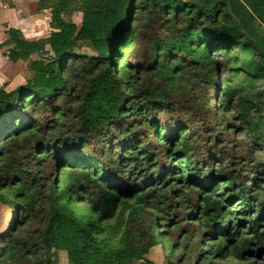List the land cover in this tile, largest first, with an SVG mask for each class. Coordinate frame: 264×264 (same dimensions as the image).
<instances>
[{"label":"trees","instance_id":"1","mask_svg":"<svg viewBox=\"0 0 264 264\" xmlns=\"http://www.w3.org/2000/svg\"><path fill=\"white\" fill-rule=\"evenodd\" d=\"M69 1H78L79 26L61 17L64 5ZM52 7L53 25L57 29L47 37L52 59L48 62L32 60L29 63L30 80L10 91L0 88V125L3 127L0 138L5 137L8 130L17 134L33 124L32 130L25 134L22 146L23 149L31 147L25 155L37 162L34 174L26 177L0 166V187L14 189V195L19 199L12 202L13 218L0 233L2 256L8 259L7 264H52L53 248L67 251V264H133L157 241L151 223L162 219L160 215L147 213L142 194L134 192L145 190L149 181L167 179L168 175L178 173V168L164 161L163 156H185L193 148L191 134L186 132L177 140L181 147L175 151L170 149L176 141V131L184 127L182 122L172 128L170 133L175 136H169L166 143L151 141L158 121L156 111L163 107L162 113L170 124L172 118L166 111L174 102L165 87L144 90L140 95L143 84L136 76L137 71L141 67L157 68L159 76H168L183 65H205V55L214 49L228 50L238 43L246 53L247 64L254 65L256 76H264L263 64L260 65L264 61V40L255 37L256 22L264 26V0H59ZM130 18L135 20L132 28H129ZM132 32L136 34L128 57L132 60L133 70L126 72V78L133 91L127 93L123 80L113 73L112 57L116 49L119 56L123 55V49L118 47L127 44V36ZM8 33L14 43L7 55L12 61L27 59L40 46V41L20 39L15 29H9ZM80 41H90L97 54L77 53L75 49ZM247 64L245 67L249 68ZM63 71L66 76L62 75ZM130 75L134 76L130 78L132 81L128 79ZM223 93L229 100L233 96L229 88L223 89ZM260 93L258 98L264 106V90ZM27 96L30 99H26ZM69 109L73 110L71 114L75 117L79 138L59 134L54 137L53 132L61 129L56 125L57 119L49 120L50 116H57L58 110L65 116ZM126 118H129L128 122ZM36 120L41 123L34 124ZM117 125L119 132L115 135ZM124 126L128 140L116 145ZM138 129L141 130L136 137L129 136ZM17 139L12 138L10 143L15 144ZM40 151L45 155L36 156ZM4 153L0 145V156ZM69 156H72L71 160H67ZM201 161L189 163L188 170L194 171L192 176L196 180L201 178L197 168L206 167L205 163L213 158L207 155ZM87 163H94L90 167L97 166L98 171L89 170ZM58 166L71 167V171L59 180L60 192L67 201L50 208L40 226L29 236L25 223L29 221L34 199L26 185L32 188L38 178L43 182L49 180L53 185L49 173L55 175ZM146 170L154 173L148 180L139 179L134 185L127 181ZM247 174L250 187L245 185L243 178L228 179L230 185H239V181L242 184L238 189L236 186L218 193L220 199H202L200 220L206 232H214L216 240L223 238L232 244L234 232L242 227L238 214L244 213L246 208L252 211L249 213H255L247 224L264 226V202H256L263 178L256 165ZM205 185H216L215 180L207 181ZM120 195L125 197L123 202H130L128 224L120 239L115 243L110 236L95 239L92 233L101 230L98 218L114 213ZM77 200L87 203L90 216L80 220L74 213L72 204ZM246 200L251 204L243 202ZM173 201L176 200L167 205ZM255 203L258 210L254 208ZM225 204L236 207L233 224L224 216ZM212 210L215 212L211 213ZM222 218L225 231L214 228ZM133 229L138 237L134 236ZM231 249L236 250V247L231 246ZM236 255L242 257L239 252Z\"/></svg>","mask_w":264,"mask_h":264},{"label":"rangeland","instance_id":"2","mask_svg":"<svg viewBox=\"0 0 264 264\" xmlns=\"http://www.w3.org/2000/svg\"><path fill=\"white\" fill-rule=\"evenodd\" d=\"M57 1L59 0H45V5L51 3L53 6ZM36 2V0H19L18 7L25 12L26 16L33 15L36 12ZM77 6H79L78 1L65 3L61 15L65 20L75 22L79 26L81 12L77 11ZM132 19L134 18H130V20ZM45 20L43 17V19L29 24L36 28L37 38L47 36L50 31ZM133 25H135V20L130 22L129 28H132ZM256 28L257 35L255 37L264 40V26L256 22ZM135 34L136 32L128 34L127 44L118 47L123 49V55L119 56L116 49L112 57L113 73L123 80V88L127 93L133 91L132 85L127 83L126 72L133 70L132 60L128 57V53L134 42ZM3 38L1 36L0 40ZM75 50L77 53L85 55L97 54L90 41L78 42ZM7 55V47H2L0 49V88L6 91L13 90L30 80L32 71L29 69V63L32 60L48 62L53 56L45 43H40L39 48L24 60L11 61ZM245 55L242 45L236 43L228 50L214 49L209 55H205V65L200 63L183 65L168 76L164 74L159 76L157 68L147 70L141 67L137 71L136 76L143 84L140 95L144 94V90L165 87L174 102L172 108L166 111L172 118L170 124L167 116L162 113L164 112L161 109L163 107L156 111L159 115L158 121H156L157 126L154 129V139L151 141L159 140L166 143L169 136H175L174 133H170L172 128L176 126L177 122H182L184 127L176 131V141L170 149L175 151L181 147L177 145V140L183 138L186 132L191 134L190 142L193 148L185 156L173 155L172 158L163 156L164 161L170 162L178 168V173L168 175L167 179L149 181L145 190L137 189L134 192L137 195L142 194L143 206L147 213L160 215L162 219L158 222H152L151 219L157 241L142 256V259L134 260L133 264H264V226L257 227V225L247 224V220L255 215V213H249L252 212L249 211V208H246L244 213L238 214L239 220L242 221V227L237 231L233 228L236 232L231 238L232 244L223 238L216 240L214 232H206L203 222L200 220L202 199L204 197L220 199L218 193L224 190L227 192L236 186L238 189L242 184L239 181L237 182L239 185H230L228 179L243 178L245 185L250 187V177L247 172L253 165L257 166V169L260 170V177L263 178L257 191L256 202H264V106L260 103L261 99L258 98L261 96L260 92L264 90V76L260 74L256 76L254 65L247 64ZM245 64L249 68L245 67ZM262 64L264 67V61L260 63V65ZM66 74L63 71L62 75L66 76ZM134 76L130 75L129 81H132ZM228 88L232 90L233 95L230 100L223 93V89ZM74 102L72 101L71 104ZM71 113L73 114V110L69 109L67 115L62 116L60 115L61 110H58L57 116H50V119L48 117L49 120L57 119L56 125L61 129V131L56 129L53 132L54 137L59 134V136L79 138V129L76 127L75 117ZM125 120L128 122L129 118ZM35 122L36 125L41 123L39 120ZM32 125L29 128L21 129L17 134L8 130L7 135L0 138V145L5 152L3 156H0V166L8 168L9 172L20 173L22 177L34 174L33 168L37 166L36 161L29 160L25 155L31 150V147L23 149L22 146L24 136L32 130ZM2 128L0 125V130ZM140 130L130 133L129 136L136 137ZM118 132L119 125L114 129V134L116 135ZM124 133H126V126H124L123 134L119 139L115 143L113 141L110 143L119 145L126 142L128 136ZM12 138H18L15 144L10 143ZM39 155H45V153L36 152V156ZM207 155H211L213 161L205 163L206 167L201 165L200 168H197L201 178L196 180L192 176L194 171L188 170L189 163H201V160ZM71 159L72 156L67 157V160ZM90 164L94 163H87L89 170L98 171L97 166L90 167ZM70 171L71 167L69 166H58L55 175L49 173L53 185L51 181L45 182L44 179L43 182V179L38 177H36L38 179L32 188L26 185L28 193L32 194L34 199L33 209L29 211V221L25 223V230H29V236L34 234L41 224V219L45 217L50 208L59 207L67 201L60 192L59 180ZM153 175L154 173L148 170L141 171L138 177L129 178L127 181L134 185L137 180H148ZM54 176H56V182L53 179ZM212 179L215 180L216 185L206 187V182ZM124 199L125 197L120 195L111 216L101 215L98 218L101 230L92 233L95 239L102 240L106 236H110L114 243L120 239L128 224V213L130 212V202H123ZM14 200H19L14 195V189L1 186L0 233L10 222L12 211L15 212L11 206ZM171 200H176V203L173 201L168 206L167 203ZM243 202L251 204L249 200ZM257 203L254 206L255 210L259 208ZM72 208L74 213L80 216V220L91 215V212L87 211L88 205L85 201L73 202ZM222 210L224 216L229 218V223L233 224L234 220L232 219L237 215L235 205L225 204ZM212 212L215 211L212 210ZM94 215L96 213H93ZM93 223L91 221L92 225ZM160 226L163 227L160 228ZM214 228L225 231L223 218ZM132 231L134 236L138 237L135 229ZM1 246L3 244L0 242V264H4L6 257L2 256ZM231 246L236 247V250L231 249ZM51 251L53 252L52 264H67L68 254L65 249L55 250L52 248ZM216 251L217 253H215ZM237 252L241 253L242 257L236 255ZM6 260L5 264L8 263V259Z\"/></svg>","mask_w":264,"mask_h":264},{"label":"crops","instance_id":"3","mask_svg":"<svg viewBox=\"0 0 264 264\" xmlns=\"http://www.w3.org/2000/svg\"><path fill=\"white\" fill-rule=\"evenodd\" d=\"M36 1L37 2H36L35 14L33 15L29 14L26 16V14H24L25 12H23V10H21V8L18 7L19 0H0V37L1 36L4 37L2 40H0V49L2 47H7V52L9 53L10 49L14 45L12 40L9 38V33H8L9 29L17 30L19 32L18 36L22 40L34 41V42L40 41L41 43H45L46 45H48L47 37L49 36L51 31L57 30L56 28H54L53 25V7L51 3L45 5V0H36ZM17 8L20 9L17 10ZM43 17H45L46 24L49 26L50 31L48 32L47 36L37 38L35 31L36 28L31 27L29 24L30 23L32 24L33 22H37L39 21V19L40 20L41 18L43 19ZM63 19L65 20V18ZM18 60H23V59H18Z\"/></svg>","mask_w":264,"mask_h":264},{"label":"bare ground","instance_id":"4","mask_svg":"<svg viewBox=\"0 0 264 264\" xmlns=\"http://www.w3.org/2000/svg\"><path fill=\"white\" fill-rule=\"evenodd\" d=\"M13 211H12V213H11V218H10V222H11V220H12V218H13ZM10 222L8 223V225L10 224Z\"/></svg>","mask_w":264,"mask_h":264}]
</instances>
